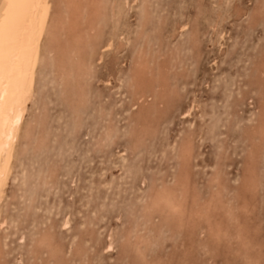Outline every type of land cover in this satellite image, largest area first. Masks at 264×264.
I'll return each instance as SVG.
<instances>
[{
  "label": "rangeland",
  "instance_id": "374dc122",
  "mask_svg": "<svg viewBox=\"0 0 264 264\" xmlns=\"http://www.w3.org/2000/svg\"><path fill=\"white\" fill-rule=\"evenodd\" d=\"M127 2L116 28L110 15L105 21L101 43L113 32L120 39L96 52L94 69L79 87L85 97L79 107H72L50 71L34 89L23 121L31 136L0 203V217L7 219L0 228V264H248L245 256L257 251L249 244L238 248L246 234L262 254L249 264H264V138L256 133L264 122V72L261 78L257 70L264 63V0ZM141 33L139 49L152 56L146 77L163 88H150L133 109L127 82ZM140 114L147 115L146 131L136 143ZM186 137L197 157L188 169L187 193L202 204L221 191L222 205L230 200L247 230L242 235L236 237L239 230L226 210L212 207L208 221L220 228V236H210L212 227L200 217L195 228L154 239L164 215L155 214L152 222L143 218L144 198L176 182L177 151ZM130 230L145 239L136 258L135 240L128 245L125 239ZM109 235L114 249L102 251Z\"/></svg>",
  "mask_w": 264,
  "mask_h": 264
},
{
  "label": "bare ground",
  "instance_id": "6f19581e",
  "mask_svg": "<svg viewBox=\"0 0 264 264\" xmlns=\"http://www.w3.org/2000/svg\"><path fill=\"white\" fill-rule=\"evenodd\" d=\"M127 1L128 0H0V203L5 195V188L11 176V172L13 168H15V164L17 162L16 160L17 156L27 146V143L29 142L28 141L29 137L31 136V126L29 124L24 126L23 121L25 116L29 112L30 108L28 105L32 100L35 87H37V85L41 82V79L43 78L48 79V72L50 71L51 72L50 78L52 80L54 79L55 84L58 85V87H61L64 93L69 94L68 100L71 102L72 107L74 109L79 107L81 102L83 103L85 100V97L82 95L83 93L79 91V87L84 86V82L89 78V76L91 75L94 69L91 68L93 66L94 61L97 60V59L95 60L96 52L103 51V49H110L114 45V40L117 38L120 39L119 34L113 32L112 36H110V38L104 44L101 43V38L105 27V21L110 15V18L113 21V28H116L117 25H119V23L121 22L123 17L122 6L123 5L127 6L128 3ZM150 4L152 6V3ZM142 9L144 8L142 7ZM150 17H151L150 13L146 10L143 14V19L148 21L149 19H152ZM146 23L147 22H143V24L140 26L142 29L141 31L144 30L145 26H147ZM137 37L138 38L136 43L133 42L135 43V45L133 44L134 47L136 46L135 47L136 50L134 49V51H136V55L132 60V69L129 74V78L127 82L129 93L132 95V99H133V104L131 106L132 108L135 107L136 102L146 97L147 92L149 91L150 88L155 86L153 82L149 83V80L146 77L147 71L152 72L151 71L152 56H150L149 59L148 57H146L147 55L146 50L143 49L142 51L141 49H139L140 48L139 41L143 39V33L139 34ZM121 46L122 43H120V46L118 45L119 48ZM172 67L170 68V70L172 69ZM260 68L262 69V71L260 70ZM263 69H264V63H262V66L258 65L257 70L259 72L258 74L259 77L262 76V73L264 72ZM158 86H159V82L155 87L157 88ZM159 87L163 88L162 85H160ZM188 112L189 110L185 114H187ZM46 113H47V109L41 110V114H46ZM146 116L144 114H140V116L138 117V119H140L142 122L138 125L139 128L137 134L139 137L136 138V143L142 142L141 140V138L143 137L142 133L146 131V127H144L147 122ZM157 129L159 130V128ZM256 133L260 138H264L263 121H261L260 124V131L258 130V132ZM181 141L183 142H181L177 151L181 169L179 168L180 173L176 176L177 177L176 182L174 184L172 183L173 186L171 185L166 187L165 186L159 187V189H155L151 194H148L147 195L148 198H144V200L147 199V202L145 203L144 207L142 206L143 207L142 212L140 211L141 216L143 218H146V220L150 222H152V219L154 220L153 217L155 216V214H159V216L164 215L161 217L162 221L157 227L158 229H156L157 230L156 234L153 236L154 239L160 237L164 238V235L167 232L178 233L180 231L179 229H184L185 226L190 227L192 224L193 227L195 228V226L200 225L198 224L199 222L198 219L200 217H203L202 219H204V223L212 227L211 232H209L210 236H212L213 238L218 237V235L221 233L219 230L220 228L219 227L216 228V225L214 223L211 224L208 221L211 218L210 214H208V210L209 208L212 207L216 209H219L221 207L223 210H226L229 221L233 225H237L236 228L239 230V231L237 230L235 231L236 237L242 235L241 232L245 230V226L242 225L240 216L234 215L233 206H231L230 200H228V203H226L227 202L226 200L225 203H223L224 206L222 205L221 202H223L222 200L223 197L221 196V191L219 190L215 191L210 197V199L202 204H199L200 201H197L198 200L197 195L193 193L189 196V193H187V185H188L187 175L189 174L188 169L190 168L191 161L196 156L193 153L192 143H191L192 140L190 139V137H186L184 140ZM163 146L165 147V145ZM139 154L140 153H138V155ZM170 154H172V152ZM190 180H192V178ZM211 180L213 182H216L214 181V178H212ZM153 182L154 181H152V184ZM153 188H156V186ZM147 196L145 195V197ZM205 196H207V194ZM189 197H191V199L193 198L192 199L193 203L192 206L189 207V210L186 211L185 204H187V200ZM218 203H220L221 205H219ZM243 213L245 214V212ZM6 224H7V219L5 217L2 218L0 217V228L2 229V227H4ZM62 226L67 227L68 220H65ZM163 228L166 230L164 231ZM147 231L151 232L150 229H147ZM127 233L128 234L125 238L126 242L128 245L129 244L131 245L132 240L133 239L135 240L134 243V246L136 248V249L134 248L136 251L134 252L136 253L135 258L137 255L139 257L142 251L139 250L138 247L143 243V241H145V239H143L144 238L143 235L142 236L136 234L132 235L134 233L132 230H130V232ZM243 236H244L243 239L244 241L242 242L240 241L239 242V244L241 243L240 245L237 244L238 248L240 249L246 248L248 247L249 244L250 246L249 250L250 249L253 250L254 248H256L257 251V252H253L254 255L252 257L249 256L250 254L247 255L248 258H246L245 256L246 263L249 264L251 261H253L251 263L259 262V258H260L258 257L259 254L262 256L261 245L251 243L253 241V237H251L252 236L251 234L250 235L246 234ZM146 241H148L149 243V239L148 240L146 239ZM0 242L3 243V238L0 239ZM113 242H114L113 236L109 235L108 240L102 251H107V252L112 251L114 249ZM216 243H218V241ZM39 244H42V241H40V243L38 242V245ZM77 251L79 252V250ZM240 251H243V249ZM181 253L183 252L181 251ZM213 253H216V251H213ZM186 254L187 252L185 251L183 257H185ZM142 264H156V263L145 261ZM228 264H231L230 261Z\"/></svg>",
  "mask_w": 264,
  "mask_h": 264
}]
</instances>
